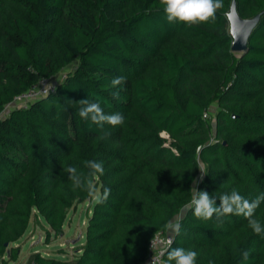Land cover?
<instances>
[{"label": "trees", "instance_id": "1", "mask_svg": "<svg viewBox=\"0 0 264 264\" xmlns=\"http://www.w3.org/2000/svg\"><path fill=\"white\" fill-rule=\"evenodd\" d=\"M231 1L240 17L259 13L245 51L220 55L221 43L201 34L172 41L188 26L223 33ZM164 7L161 0H0V264L16 259L12 243L29 216H41L45 235H58L66 210L85 200L78 251L69 259L33 251L25 264H136L184 204L181 231L165 248L196 251V264H264V232L243 215L197 218L188 201L196 151L206 173L200 190L217 198L237 190L249 201L264 194V0H223L214 19L196 24L170 23ZM223 57L221 89L210 98L222 107L214 129L224 143L205 142V104L193 87L201 62ZM69 64L52 91L2 113L13 96ZM118 76L125 83L113 88ZM85 98L122 113L124 123L81 118ZM90 160L103 163L102 175L88 176ZM70 167L92 179L97 195L109 188L107 200L74 188ZM253 218L264 227V201ZM163 253L155 264H166Z\"/></svg>", "mask_w": 264, "mask_h": 264}, {"label": "clouds", "instance_id": "2", "mask_svg": "<svg viewBox=\"0 0 264 264\" xmlns=\"http://www.w3.org/2000/svg\"><path fill=\"white\" fill-rule=\"evenodd\" d=\"M165 5L164 12L166 18L170 23L183 22L186 24L206 23L210 19H214L216 12L223 7V0H161ZM125 83L123 76L115 77L111 80L113 88L121 86ZM114 96H118L119 92H114ZM79 103L82 105L78 115L83 119H90L93 123L100 126L107 123L111 126L122 125L124 123V116L122 113H105L101 104L96 101L88 99H81ZM85 166L90 170L89 177H95L97 174H103V163L90 160L85 161ZM70 173L69 179L72 181L74 188H82L87 191L88 195L95 197L97 203H104L110 195V189L105 188L102 195H97L92 179L84 178L81 173L75 168H68ZM202 174H206L201 172ZM202 179V177H201ZM191 189V205L194 207V215L197 218L204 220L211 219L214 215L217 218L229 215H243L248 219L249 225L256 234L264 232V227L258 219L253 218L255 210L264 201V194L256 197V199L249 201L243 197L237 190H233L230 194L225 193L218 198L209 194L205 190L198 188V181H194ZM219 200V205H217ZM169 231L178 235L181 231L180 222L173 221L167 225ZM164 255H166V264H196L198 253L191 249L182 247L171 248L170 246L164 248ZM243 259L247 260L249 253L243 252Z\"/></svg>", "mask_w": 264, "mask_h": 264}, {"label": "rangeland", "instance_id": "3", "mask_svg": "<svg viewBox=\"0 0 264 264\" xmlns=\"http://www.w3.org/2000/svg\"><path fill=\"white\" fill-rule=\"evenodd\" d=\"M226 12L227 9L222 10V13L225 17ZM227 31L228 28L226 24L224 25L223 33L219 32L217 35L209 37L204 33H200L197 28H190L188 26L183 28L182 31L177 34L178 36L173 37L172 41L175 44H181L184 39L190 40L194 38L195 34H201V36H204L206 39L213 38V40H217L216 43H221L220 55L226 56L228 53H233V55L237 56L239 52H234L229 49L230 37H227ZM223 59L224 57L217 60L214 58L204 59L200 64V84H195L193 87L194 93L197 95V97L202 99L205 104L202 113V118L208 124V127L205 128L203 133V139L205 142H215L217 140L224 143L223 137L215 136L214 129L215 115L218 112V109H222V107H220L215 100L211 99L214 93L221 89L217 76L222 71L221 66ZM70 68L71 64L63 67L56 74L51 76L49 81H57ZM206 96H208L209 99L206 98ZM159 135L166 137V134L163 131H160ZM195 166L196 175L194 181H197L203 175L201 172L204 173V165L198 156L197 151L195 154ZM194 181L191 183L192 187L195 186ZM93 199L94 197H91V201H93ZM188 201L191 202V195L188 198ZM186 205L187 204H184L183 206L179 207L178 212L168 220L165 229L167 232H170L167 228V225L170 222L177 221L180 213L183 211ZM87 213H89V207L86 200L69 207L65 212V216L61 224V233L58 235H52L50 232L49 234L45 235V229H47V225L44 223L41 216L37 215L35 218L29 216L23 233L17 240L14 241L18 245L17 257L14 261H8L6 264H25L26 256L30 253V251L33 250L39 252L42 255L47 254L49 256L58 257L61 259L71 258L72 254L78 251L74 247L83 241Z\"/></svg>", "mask_w": 264, "mask_h": 264}, {"label": "built area", "instance_id": "4", "mask_svg": "<svg viewBox=\"0 0 264 264\" xmlns=\"http://www.w3.org/2000/svg\"><path fill=\"white\" fill-rule=\"evenodd\" d=\"M53 81L49 78H39L36 83L16 94L10 101L3 105L2 113L12 106H26L31 99L44 95L53 90ZM172 235L167 230H156L147 242L145 257L136 264H155L161 258L164 248L171 242Z\"/></svg>", "mask_w": 264, "mask_h": 264}, {"label": "water", "instance_id": "5", "mask_svg": "<svg viewBox=\"0 0 264 264\" xmlns=\"http://www.w3.org/2000/svg\"><path fill=\"white\" fill-rule=\"evenodd\" d=\"M259 13L248 17H240L231 1L226 12L228 35L230 37L229 49L234 52L246 50V42L258 20ZM30 264H34L31 262Z\"/></svg>", "mask_w": 264, "mask_h": 264}, {"label": "crops", "instance_id": "6", "mask_svg": "<svg viewBox=\"0 0 264 264\" xmlns=\"http://www.w3.org/2000/svg\"><path fill=\"white\" fill-rule=\"evenodd\" d=\"M12 245H17V243L13 242ZM33 251H35V250H33ZM33 251H30V252H33ZM45 255H47V254H45ZM47 256H49V255H47ZM13 261H14V260H13ZM17 263H18V262H17Z\"/></svg>", "mask_w": 264, "mask_h": 264}]
</instances>
